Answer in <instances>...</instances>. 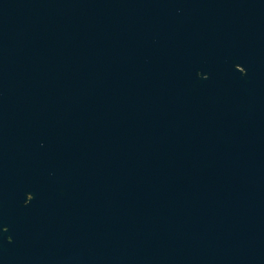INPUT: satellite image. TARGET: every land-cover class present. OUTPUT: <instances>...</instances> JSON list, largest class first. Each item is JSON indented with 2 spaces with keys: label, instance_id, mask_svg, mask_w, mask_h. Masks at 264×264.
Wrapping results in <instances>:
<instances>
[{
  "label": "water",
  "instance_id": "obj_1",
  "mask_svg": "<svg viewBox=\"0 0 264 264\" xmlns=\"http://www.w3.org/2000/svg\"><path fill=\"white\" fill-rule=\"evenodd\" d=\"M0 264H264V0H0Z\"/></svg>",
  "mask_w": 264,
  "mask_h": 264
}]
</instances>
